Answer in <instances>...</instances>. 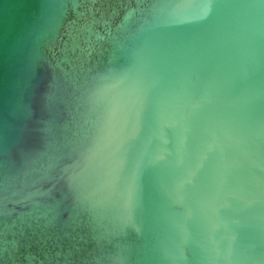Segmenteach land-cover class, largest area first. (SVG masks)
<instances>
[{
	"label": "water",
	"instance_id": "1",
	"mask_svg": "<svg viewBox=\"0 0 264 264\" xmlns=\"http://www.w3.org/2000/svg\"><path fill=\"white\" fill-rule=\"evenodd\" d=\"M0 264H264V0H0Z\"/></svg>",
	"mask_w": 264,
	"mask_h": 264
}]
</instances>
